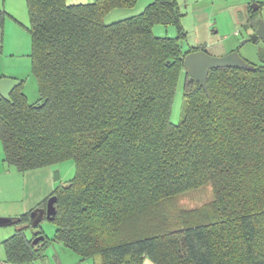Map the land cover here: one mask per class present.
Segmentation results:
<instances>
[{
	"label": "trees",
	"instance_id": "1",
	"mask_svg": "<svg viewBox=\"0 0 264 264\" xmlns=\"http://www.w3.org/2000/svg\"><path fill=\"white\" fill-rule=\"evenodd\" d=\"M27 0L39 99L22 84L0 99L4 160L29 171L74 159L56 197L52 240L100 264H264V63L214 68L210 96L186 71L180 122L170 121L184 67L179 0ZM157 24L176 25V38ZM200 49V48H199ZM211 184L193 208L175 198ZM39 210L9 218L33 224ZM39 231L34 239L43 235ZM23 229L4 242L7 261L44 256Z\"/></svg>",
	"mask_w": 264,
	"mask_h": 264
},
{
	"label": "crops",
	"instance_id": "2",
	"mask_svg": "<svg viewBox=\"0 0 264 264\" xmlns=\"http://www.w3.org/2000/svg\"><path fill=\"white\" fill-rule=\"evenodd\" d=\"M139 1L140 5L137 7L138 11L130 16L141 13L145 7L152 2V0H138L137 2ZM67 2L78 4L83 2L86 3L87 1L67 0ZM179 3L182 12H184L183 7H185L186 14H192L195 28L198 30L201 28L207 33H214L218 35L220 34L221 28L216 25L217 23L213 24L212 16L218 9L223 10V12H229L231 15L230 18H232V27H230L232 34L241 35V30L245 29L247 33L242 37L243 39L248 38L249 34L253 32V29L257 25V16L264 7V0H213L211 3L210 0H179ZM189 8L190 12L188 11ZM241 12L243 13V16L247 14L246 21L244 22L241 21L242 16H239ZM184 15L185 13H183V17ZM182 25L186 31L183 23ZM29 28L30 16L28 12L27 0H0V99L9 97L12 90L19 84H22L23 91L29 102L35 98L36 100L33 102H36L39 99V89L35 90V93L33 89L32 97L29 96L27 89L29 82H31L30 72L33 71V45L32 35ZM229 34L231 33H224V37L222 39L212 40L213 45H220L219 49L221 50V54L226 55L234 50L239 51L238 42L234 44L227 43V35ZM231 37H233V35H231ZM192 48H206L209 50V45L202 43L197 47ZM3 153L4 149L2 145V148L0 146V204L5 203L6 206L0 207V217L7 219L19 217L37 209L39 210L38 213L40 218L44 215V213H46V210L43 211L41 208H34L32 207L33 205H28V203H24L23 206L19 205L20 200H23L22 197L24 195V191L20 188L17 181L19 170L16 166L5 162ZM48 167L49 166H45L39 169L45 170ZM47 177L50 179L49 174H47ZM53 188L54 186H51L43 196H47L46 194H49L50 190H54ZM38 221L29 225L15 224L16 228L11 230H0V244L2 246H0V264H100L98 258L92 257L83 259L79 254L65 246L62 242L55 241L50 238H48L50 239V242L44 251L43 257L35 259L31 262H8L4 242L20 229H23L26 234V230L28 228L35 227ZM4 225L9 224L4 223L1 224L0 227ZM37 232L39 231L33 230L32 237H29L27 234L26 236L29 239H34V235ZM41 236L43 238V236L45 237L46 235L43 234ZM38 244H42V242H39ZM142 264L157 263L147 257L143 260Z\"/></svg>",
	"mask_w": 264,
	"mask_h": 264
},
{
	"label": "rangeland",
	"instance_id": "3",
	"mask_svg": "<svg viewBox=\"0 0 264 264\" xmlns=\"http://www.w3.org/2000/svg\"><path fill=\"white\" fill-rule=\"evenodd\" d=\"M71 1V0H68ZM87 1L86 3H89V1L93 2L94 0H84ZM213 0H210V3ZM68 3V2H67ZM85 3V2H83ZM72 4V3H68ZM76 4V3H75ZM140 5V1L137 2V4L133 7H124V8H115L111 10L105 17V21L107 23H111L114 21H117L119 19L129 17L133 13H136L138 11V6ZM136 8V9H135ZM183 13H185L182 23L185 26V29L187 31L186 37L181 38V46L184 51H188L192 49V47H197L198 45L202 43H206L209 45L208 52L211 55L214 56H223L225 54H221V50L219 49L220 45H213L212 40L215 39H222L224 37V33H231L228 36L227 43H239V54L247 60L249 63L257 65L260 64V56H259V50L261 43H253L252 41H248L246 43H242L244 40L242 37L246 35V30L242 29L241 35H235L232 34L231 28L232 27V18H230V13L223 12V10L218 9L216 13L212 16L213 24H216L217 26H220L221 31L220 34H214V33H207L203 29L200 28L198 30L195 28L193 24V16L191 13L186 14V8L183 7ZM190 12V8L188 10ZM239 16H242L241 21H246V16H243V13L241 12ZM258 19H264V7L261 9L260 13L258 14ZM154 34L158 37H170V38H176L179 35V30L176 25H163V24H157L153 28ZM233 35V37H231ZM31 79L29 82V85L27 86L29 96L32 97V91L34 89L38 90L37 88V79L35 75L33 74V71L30 72ZM185 80H186V69L182 71L175 90V95L173 99V104L171 108L170 113V121L174 124L180 122L182 117V109H183V103H184V88H185ZM33 87H32V85ZM37 85V86H36ZM39 92V91H38ZM39 94V93H38ZM35 95V94H34ZM32 100L31 102L35 101ZM0 146L2 148V144L0 142ZM4 155V153H3ZM40 170L33 169L31 171H19V175L17 176V181L19 183L20 188L24 191L23 200H20L19 205L23 206L24 203H28V205H33L34 208H41L43 211L47 209L48 200L55 196L52 194L56 190L57 187L61 185H66L74 176L76 173V165L74 159H67L64 161H61L59 163H55L52 165H49L47 169ZM28 172V173H27ZM45 174V175H44ZM47 174L50 175V179L47 177ZM51 186H54V190H50L49 194H46L47 196H43L47 190L50 189ZM46 197V198H45ZM213 197V189L211 184L204 185L201 188L190 190L185 193H181L176 196L175 198V205L173 208H193L200 206L206 202H209L210 199ZM1 206H6L5 203L0 204ZM27 225V223H24ZM15 224H9L4 225L0 227V230H11L15 229ZM57 225L55 222L52 221V219H49L46 216V213L42 215L39 218V221L35 227L28 228L26 230V234L29 237L33 236V230L36 231H43V233L46 235L47 238L53 239L56 233ZM1 246V244H0ZM2 247V246H1Z\"/></svg>",
	"mask_w": 264,
	"mask_h": 264
},
{
	"label": "water",
	"instance_id": "4",
	"mask_svg": "<svg viewBox=\"0 0 264 264\" xmlns=\"http://www.w3.org/2000/svg\"><path fill=\"white\" fill-rule=\"evenodd\" d=\"M252 41L253 43H261L259 56L260 62L264 63V19H258L256 27L253 29L248 36L244 39L242 43ZM184 67L191 77V79L198 80L208 96H210L209 85H208V74L210 69L214 68H229V67H239L245 69H254L255 65L249 63L245 60L238 52L234 50L223 56L211 55L206 48H201L188 52L184 57ZM55 201L56 197L52 196L48 200V205L46 209V216L49 219H53L55 214ZM8 221L7 218L0 217V225ZM42 239V236L37 237L34 243Z\"/></svg>",
	"mask_w": 264,
	"mask_h": 264
}]
</instances>
